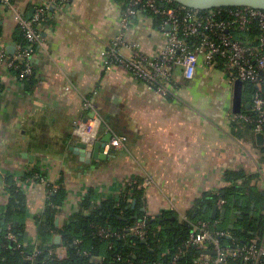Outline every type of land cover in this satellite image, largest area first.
<instances>
[{"label":"crops","instance_id":"0c3cea01","mask_svg":"<svg viewBox=\"0 0 264 264\" xmlns=\"http://www.w3.org/2000/svg\"><path fill=\"white\" fill-rule=\"evenodd\" d=\"M37 1L16 3L28 17ZM122 10L120 0H69L61 12L50 9L31 58V80L6 67L14 54L8 47H14L16 25L11 19L0 25V46L6 53L0 54V214L8 199L6 176L15 175L26 199L27 238L36 234L34 217L44 211L47 200L44 185L26 191L20 186L32 169L67 193L56 226L69 221L88 190L99 203L118 199L137 183L136 190L142 191L140 211L151 217L173 212L179 218L201 208L209 217L217 202L207 206L202 201L226 185V171H243L264 190L258 173L261 169L264 176V137L258 144L254 133L233 126L234 82L218 67L199 63L190 80L177 73L169 96L151 91L121 68L105 69L102 53L119 35L124 55L131 44L149 56L165 45L159 19L139 11L123 30ZM86 100L103 120L96 143L112 133L126 137L122 147L107 154L100 148L95 156H87L95 143L79 154L73 127L77 119L92 115L84 109ZM23 154L31 155V161ZM231 212L226 213L227 224ZM56 253L58 259L65 257L62 247Z\"/></svg>","mask_w":264,"mask_h":264},{"label":"built area","instance_id":"2783aa9c","mask_svg":"<svg viewBox=\"0 0 264 264\" xmlns=\"http://www.w3.org/2000/svg\"><path fill=\"white\" fill-rule=\"evenodd\" d=\"M17 0H0V25L6 19H11L16 27L22 30L26 45L14 44V54L6 60V67L20 69L19 78L24 79L32 74L31 58L35 47L40 45V30L42 22L49 15L47 9L61 12L69 0H39L33 6L32 15L26 13L16 3ZM120 24L123 30L129 28L132 19L139 11H147L159 19L160 29L165 36V45L155 56H149L136 44L126 46L129 53L124 55L121 49L125 47L121 35L113 38L102 53L105 69L118 67L128 72L134 79L142 81L148 89L161 96L172 95L176 86V75L190 80L199 63L208 68L218 67L231 82L236 80L256 88L249 102L247 112L232 114L233 123H244L252 127V133L264 137V11L248 7L215 8L210 10H193L178 5L171 0H123ZM255 26L256 33L251 32ZM0 54L4 56L5 47L0 46ZM84 109L92 112L86 118L74 122L73 135L79 143L90 149L99 139L103 127L102 118L94 111L91 103L85 101ZM126 137L112 135L104 145L103 153L124 145ZM264 184L261 169L258 170ZM148 178L146 182H150ZM22 186L26 191L29 187L40 184L46 188V197L58 186L46 177L34 175ZM19 186V185H18ZM224 200L218 199L217 206L222 208ZM180 219L189 223L187 238L182 246L195 247L200 251L194 264H223L230 257L243 264H264V235L253 238L242 245H224L221 239L230 237L229 231L220 227V221L197 220L190 221L183 214ZM9 228V226L7 227ZM96 233L102 239L123 238L125 234L116 232L109 227H97ZM127 234L144 241L146 223L136 221L127 230ZM6 239L19 249L21 244L11 232ZM79 244V241H75ZM211 251L210 254L203 253ZM40 251L37 248L26 257L32 264ZM177 257V256H176ZM176 257L169 264H176ZM99 259V258H98ZM120 260L119 257L116 258ZM128 264H135L127 260Z\"/></svg>","mask_w":264,"mask_h":264},{"label":"trees","instance_id":"16d2710c","mask_svg":"<svg viewBox=\"0 0 264 264\" xmlns=\"http://www.w3.org/2000/svg\"><path fill=\"white\" fill-rule=\"evenodd\" d=\"M120 1L124 6L123 0ZM46 11L50 14L49 9ZM254 27L251 28L252 33H256ZM0 34H2L1 26ZM12 38L15 43L26 45L23 32L19 27L14 29ZM12 71L20 75V69H12ZM32 78V74L24 77L25 80ZM255 91L254 86L243 83L241 112L248 111L246 104L250 102ZM233 126H243L247 131L252 132V127L244 123H233ZM261 152L264 153V145L261 147ZM34 175L42 177L36 169H32L25 173L21 180L25 181ZM14 176L7 175L5 181L8 199L5 209L0 214V264H28L26 257L36 248L40 254L36 256L32 264H128L127 260L135 264H169L176 256V264H194L200 254L195 247L182 246L188 236L190 224L180 221L176 213L164 212L151 217L140 211L142 191L136 190L137 183L127 187L118 199L106 198L99 203L93 199L92 190H88L78 210L71 215L69 221L56 226L55 218L58 208L63 205L67 197L65 189L58 187L56 191L48 195L44 211L34 217L36 234L24 240L26 228L23 221L26 199L22 190L16 186ZM224 178L226 185L216 194L212 193L202 201L203 205L209 206L218 199H222L225 202L222 208L239 212L232 231L228 230L225 220L221 222L217 218L220 221V227L229 231L231 235V238H222L221 242L224 245H242L255 237L262 238L264 235V190L257 188L252 183L253 176H248L243 171H226ZM133 200L136 202L134 207L131 204ZM170 215L174 216V219ZM185 215L190 221H211L202 208L186 212ZM139 220H144L146 223L144 242L136 236L127 234V230ZM97 227H109L125 236L102 239L96 233ZM7 232L16 236L18 243L21 244L19 249H14L11 242L6 239ZM55 235L61 237L60 245L52 243ZM75 241H79V244ZM59 247L64 249L65 257L62 259L57 257L56 251ZM117 257L120 260H117ZM92 258H99V260L93 262ZM223 264L243 263L228 257Z\"/></svg>","mask_w":264,"mask_h":264},{"label":"water","instance_id":"95a60500","mask_svg":"<svg viewBox=\"0 0 264 264\" xmlns=\"http://www.w3.org/2000/svg\"><path fill=\"white\" fill-rule=\"evenodd\" d=\"M172 2L181 5L185 8L193 9V10H210L215 8H237V7H248L252 9H258L264 11V0H171ZM31 15V11L29 13ZM28 16V18L30 17ZM13 46L8 47V50L11 52L13 50ZM242 86L243 83L239 80L234 81L233 84V96H232V105L231 110L233 114H239L242 110ZM246 107L249 108V103L246 104ZM112 137V133H109L104 139H102L101 142H98L95 144V148L92 152H87V156H95V152L99 153L100 148H103L104 145L110 140ZM256 141L258 144H261L263 142V135L256 134ZM79 147L81 148L80 155L83 154L85 150V146L80 143ZM24 157L28 158L29 161H31V155L23 154ZM135 201H133V204ZM141 211H144L141 209ZM227 209L226 208H218L217 205H213L211 209V213L209 218L211 220H216L219 218L221 222H223L226 218ZM239 212H231L228 217V224L227 228L228 230L232 231L235 228L236 221H237V215ZM173 219V218H172ZM55 225H57V221H55ZM231 238V236L229 237ZM23 239H27V233H24ZM144 242V241H142ZM244 242V241H242ZM52 243L54 245H60L61 243V237L59 235H55L52 239ZM205 254H214L211 251H204ZM98 258H92L93 262H97ZM114 264V263H111Z\"/></svg>","mask_w":264,"mask_h":264}]
</instances>
